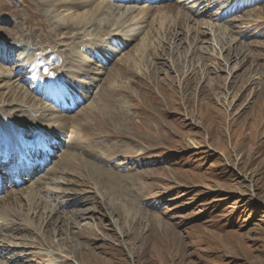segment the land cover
<instances>
[{"label":"rangeland","instance_id":"374dc122","mask_svg":"<svg viewBox=\"0 0 264 264\" xmlns=\"http://www.w3.org/2000/svg\"><path fill=\"white\" fill-rule=\"evenodd\" d=\"M112 1L135 14L153 10L118 24L115 8L111 19L97 14L94 21L113 38H132L127 48L117 45L122 50L85 25L94 3L0 0V141L10 124L21 132L39 126L56 142L52 150L48 143L31 150L35 176L21 174L23 184L9 187L14 166L1 172L0 208L7 212L0 217V264H264V0L224 17L215 16L222 0ZM164 4L181 10L189 30L164 26L155 34L154 14ZM220 25L229 28L224 36ZM84 42L105 48L85 50ZM142 44L149 46L144 57L136 53ZM64 60L85 62L81 70L92 80L69 79L65 95L57 81L48 93L44 66ZM60 115L72 123L68 136L78 149L104 160V186L81 173L74 160L80 154H71L66 135L58 137ZM68 154L74 157L56 173ZM28 188L49 195L36 202ZM110 190L139 207L143 219L110 206Z\"/></svg>","mask_w":264,"mask_h":264},{"label":"bare ground","instance_id":"6f19581e","mask_svg":"<svg viewBox=\"0 0 264 264\" xmlns=\"http://www.w3.org/2000/svg\"><path fill=\"white\" fill-rule=\"evenodd\" d=\"M81 1V3L83 4V5H85V4H93L94 3V9H92L93 11L90 13V15H83L84 16V19H83V21L84 22H86L85 23V25H88V24H92V26H95V28L98 30V31H95V32H100L101 33V35H103L104 37H105V40H108V42L110 43V44H112V45H116V47L118 48V44H120V43H122V44H124L125 45V47L127 48V47H129V43L132 41V38L130 39V42L127 40H123L122 39V35H117L116 36V38H113L112 37V33H110L111 31L110 30H108L109 28H108V26L107 25H102V27L101 26H98L97 24H96V22L94 21V19H95V17L97 16V14L98 13H102L100 16H102V17H104V19H105V17H107L108 19H111V16H110V13L111 12H108V11H112V9L113 8H115L114 10L115 11H118L117 12V14H115V15H113V20L114 21H116V24H118L117 23V21H121V20H123V21H125V22H127V21H133L132 19H134L135 20V17L137 18H142V19H147V16H149V14H150V12L152 11L153 12V10H151V9H148V8H150V7H148V8H146V7H143V8H140V10L137 12V14H135L136 12H135V10H132V9H130V8H128V9H125V7H126V5L124 6V5H118V6H121V8L120 9H118V6H114V5H111L112 4V0L109 2V3H106V5L107 6H104V5H102L101 3H102V1L99 3L98 1H93V0H80ZM116 1V0H115ZM127 1H129V0H117V2H122V3H124V2H127ZM223 1V3H222V6L217 10V13L215 14V16H219V15H222L223 17L224 16H229L230 15V13H231V11L232 10H238V9H242L243 7H246L247 5H249V4H252V3H256V2H258V1H260V0H222ZM130 2H132V3H134V1L133 0H131ZM81 4V5H82ZM101 4V5H100ZM165 6L164 7H162V8H159V9H157V11H156V13L154 14L155 16H156V20H157V24H158V28H159V30L157 29V32L155 33L157 36H160L161 35V33H160V31L163 29V27L164 26H167V27H169V29H171V30H175V29H180L181 31H183V29H188L189 30V28H190V21L188 20V18H185L184 16H182V14H181V10L176 6V5H168V4H164ZM69 7L67 8L66 7V10L67 11H71V10H73L74 9V7H70V5H68ZM86 7V6H85ZM118 9V10H117ZM65 10V11H66ZM222 10V11H221ZM73 11H75V10H73ZM100 11V12H99ZM87 11H85V13H86ZM135 14V15H134ZM86 16V17H85ZM90 16V17H89ZM89 17V18H88ZM78 18V17H77ZM130 18V19H129ZM80 19V18H79ZM100 19V18H99ZM104 19H100V20H104ZM129 19V20H128ZM61 20V19H60ZM81 20V19H80ZM113 20L111 21V22H109L108 20H105L104 22L107 24V22L108 23H110L111 25L114 23L113 22ZM127 20V21H126ZM153 20L154 21H156L154 18H153ZM69 21V20H68ZM197 21V20H196ZM64 22V21H63ZM113 22V23H112ZM124 22V23H125ZM153 22V21H152ZM232 22H234V21H232ZM154 23H156V22H154ZM198 23V21L197 22H195V24H197ZM225 23V22H224ZM203 24H200L199 26H197V25H195V27H198V29H199V27L201 26V27H203L202 26ZM207 25V24H206ZM225 25V24H224ZM224 25L223 26H217L216 27V32H217V34L218 35H226V32L228 31V29L226 28V27H224ZM228 25H229V23H228ZM70 27L72 28V29H74V27H72V25H70ZM76 28V27H75ZM213 28V27H212ZM191 30H193V26L191 25ZM201 30V29H200ZM110 31V32H109ZM70 32V30H68V29H66V31L63 33V35H67V34H70L69 33ZM162 32V31H161ZM195 32H197V34H200L201 32H199V30H197V31H195ZM195 32H194V34H195ZM170 35V34H169ZM143 37L144 38H148L149 37V32H147L146 34H144L143 35ZM161 37H163V36H161ZM144 38H142V41H143V39ZM196 38V35H194V39ZM110 39V40H109ZM146 41V40H145ZM142 43H144V42H142ZM82 46V45H81ZM105 46V45H104ZM103 45H102V43L100 42V43H97V42H84L83 43V48L86 50H90V51H92V50H94V48H98V49H103V48H105ZM124 47V46H123ZM153 47V46H152ZM149 48V46H145V45H141V46H139L136 50V53L140 56V57H144V55H145V53H146V51H147V49ZM157 48H159V47H156L155 49H156V53L158 52V50H157ZM160 48H163V47H160ZM118 49H120V50H122L121 48H118ZM35 50L36 51H41L42 50V48H35ZM46 51V50H45ZM47 53H50V52H52V53H54L50 48H48V51H46ZM91 60H92V62H97V57H96V55H93L92 57H91ZM74 62V61H73ZM46 63H50V61L49 62H46ZM55 63V62H54ZM79 65H74L75 63H72V62H70V61H63V62H60V63H55V64H47L46 66H44V70H45V72H46V75L44 76V78L40 75V77L43 79V81L45 82V84H44V87H46V90L48 91V93L50 92V90H51V85H53V84H58V83H56L57 81H61V80H63L64 81V84H62V85H60L59 86V89L57 90L58 91V93L59 94H61V95H65V94H67V86L66 85H68V80L70 79V80H73V81H75V79H82V78H84V77H88V78H90L89 76H88V74H89V72L88 71H85V72H82V70H81V66L80 65H82V66H85V65H83L85 62H81V61H79ZM83 63V64H82ZM86 63H87V61H86ZM45 64V63H44ZM88 64V63H87ZM90 64V63H89ZM88 64V65H89ZM42 66V65H41ZM40 66V67H41ZM3 67V66H2ZM5 68V67H4ZM73 68V70L71 71V69ZM75 68V69H74ZM7 69V68H6ZM19 69H22V70H24V72H26V69L24 68V67H20ZM83 69V68H82ZM8 70V69H7ZM74 70H76V71H74ZM81 70V71H80ZM86 72H88V74L86 73ZM41 73V72H40ZM44 73V72H43ZM120 72H116L114 75H113V77H114V79H116L117 77L115 76V75H117L118 76V74H119ZM68 78V79H67ZM67 79V80H66ZM91 80H92V77L90 78ZM108 80H110V79H108L107 78V82H108ZM106 82V83H107ZM104 84V83H103ZM102 84V85H103ZM109 83H107V85H108ZM25 85L27 86L24 90L25 91H27L31 96H33L34 98H35V96L33 95L36 91L32 88V87H30V85H28L27 83H25ZM104 86V85H103ZM102 86V87H103ZM106 86V85H105ZM104 88V87H103ZM32 90L33 92L31 93L29 90ZM45 89V88H44ZM16 92V91H15ZM37 93V92H36ZM16 94V93H15ZM24 94V93H23ZM38 94V93H37ZM19 95V94H18ZM27 95V94H26ZM49 95H51V97L52 96H55V95H57L56 94V90L54 91V93L53 92H51ZM25 96V95H24ZM16 97V96H15ZM28 97V96H27ZM37 100V99H36ZM40 101V100H39ZM73 101L74 102H72V107L74 108V107H78L79 106V100H77V98L76 97H74V99H73ZM56 104H58L59 105V102L58 101H56ZM76 109V108H75ZM75 109H70V111H71V113L75 110ZM58 111L59 112H63V111H61V109L60 108H58ZM71 116V115H70ZM57 120L58 121H60L59 122V127H58V133H60V134H62V135H58V137H64V138H68V140H69V143L67 144V147H69L70 149H71V147L72 148H74V151H72V150H69L70 152H71V154H84V155H86L85 153H84V151L82 152L80 149H78V147H77V143L74 141V139L72 138V135L70 134V136H68V133H69V127L71 126V124H69L70 122H69V119L68 118H66L65 116H59L58 118H57ZM33 121V120H32ZM5 122V121H4ZM6 122H11V119H8L7 118V120H6ZM35 123V122H34ZM33 123V124H34ZM32 124V122H30V124H28L27 126H30ZM2 126H5V124L4 125H2ZM32 126V125H31ZM6 127L8 128V134H7V139H5V142H3L2 141V139H1V141H0V168H2V167H4L5 168V166H6V164H7V158L9 159V160H11V161H13V164H16V162H18V161H20V160H22L23 159V157L21 156V153L19 152L20 151V147H22L21 149H23V147H29V141L31 140V139H36L35 140V144L34 145H31V147H30V150L32 149V146L34 147V149L35 148H37V149H40L41 147H44L45 145H46V143H48V144H54L53 145V147L51 148V150L54 148V146H55V141H53L52 139H51V137L50 136H47L46 134H43V133H40L39 132V126H36L34 129H33V131H30L29 129H27L28 131L27 132H21V130H20V128L19 127H17V125H16V127L14 126V125H10V124H7L6 125ZM38 127V128H37ZM45 127H47V126H45ZM2 128V127H1ZM28 128V127H27ZM3 129V128H2ZM1 129V130H2ZM23 130V129H22ZM40 130H43V129H40ZM5 132V131H4ZM42 132H45V130L44 131H42ZM80 132V131H79ZM2 133H3V131H2ZM65 135H66V137H65ZM74 135V134H73ZM3 137V136H2ZM4 140V139H3ZM34 141V140H33ZM71 141V142H70ZM59 145V146H58ZM62 146V143H60V144H57V146L56 147H61ZM76 146V147H75ZM66 147V148H67ZM14 149L15 150H17L18 149V151H16L15 152V158H11V157H8L9 156V154L7 153V152H14ZM48 152H50V148H48ZM54 154H55V152H51V155H52V157L54 156ZM71 154H68V155H66V156H64V157H62L61 159H62V163L61 162H58V164H59V169H58V171H56V173H61V171L62 170H65V165H66V163H67V161H68V158H73L74 157V155H71ZM80 155H78V156H76V157H74V160L75 161H78L80 164H81V166H82V168H80L79 170L81 171V173H84L85 175H88L89 176V178L92 180V182L93 183H95V184H99V185H101V186H104L105 185V183H104V181H106V173L103 171V169L101 168V167H98V166H101V164L102 163H104V160L101 158V157H99V155H97V153H93V152H91L90 153V155H86L87 157H88V159L91 161H88L85 157H83V156H80ZM74 161V162H75ZM78 162H76V163H78ZM69 163V162H68ZM74 164V163H73ZM24 165V164H23ZM23 165H21V169L19 170V172H18V174H21L22 173V171H24L25 172V170H26V168H25V166H23ZM56 165V164H55ZM23 166V167H22ZM55 167V166H54ZM113 167H115V166H113ZM112 167V168H113ZM117 168V167H116ZM113 169H115V168H113ZM54 172H55V169H52L51 170V176H52V174H54ZM14 173H16V172H14ZM32 173H33V171H31L30 170V173H26L27 174V176H28V178H29V180H30V178L33 176L32 175ZM63 173V172H62ZM61 173V174H62ZM68 173V172H67ZM35 176V175H34ZM13 177L14 176H12L11 177V179H12V183H14L15 184V180L13 179ZM121 179V178H120ZM40 182V181H39ZM10 187H13L12 185H10ZM25 187V186H24ZM35 187V186H34ZM107 187V186H106ZM103 188V187H102ZM27 189V188H26ZM28 189H33L34 191H35V193H36V198H35V201L36 202H40L42 199H44L45 198V196L48 194L45 190H43V189H39V190H36V189H34V188H28ZM19 190V189H18ZM21 190V189H20ZM46 190H48L47 188H46ZM43 193V195H40V193ZM105 192V191H104ZM109 191H107L106 192V195H104L105 197H106V199L108 200V204L111 206V205H113V206H116V207H119L121 210V212L123 213V215H129V216H136V215H139V217H142V219H143V215H144V212L139 208V207H137V206H135L131 201H129L128 199H124V198H122L121 196H119L118 195V193L116 192V191H113V190H110V193H108ZM3 193V192H2ZM47 193V194H46ZM51 193V192H50ZM49 195V194H48ZM34 196H35V194H34V192L32 191V190H30L29 192H27L26 193V198H27V200L28 201H30V200H32L33 198H34ZM108 197V198H107ZM104 199V198H103ZM45 200V199H44ZM32 202V201H31ZM7 211H6V207H1L0 208V217L1 216H3L4 215V213H6ZM78 212V211H77ZM132 212V213H131ZM132 218V217H131ZM145 218V217H144ZM0 219H2V218H0ZM130 219V218H129ZM159 223V222H158ZM72 224L73 223H71V224H69V226H70V228H73L72 227ZM160 224V223H159ZM159 227H161L162 228V226L163 225H158ZM66 228V227H65ZM60 232L62 231V230H59ZM95 243V242H94Z\"/></svg>","mask_w":264,"mask_h":264}]
</instances>
